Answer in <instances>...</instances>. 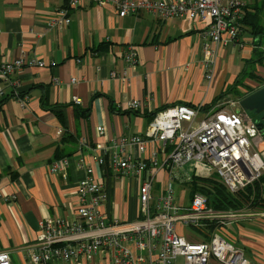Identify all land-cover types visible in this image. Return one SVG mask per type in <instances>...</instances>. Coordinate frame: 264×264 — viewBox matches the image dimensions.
I'll list each match as a JSON object with an SVG mask.
<instances>
[{
  "label": "crops",
  "instance_id": "obj_1",
  "mask_svg": "<svg viewBox=\"0 0 264 264\" xmlns=\"http://www.w3.org/2000/svg\"><path fill=\"white\" fill-rule=\"evenodd\" d=\"M64 8L71 23L57 27L54 19ZM246 10L256 18L250 23L244 19L236 41L210 43L215 54L207 59V27L199 20L166 21L146 11L119 18L114 5L95 0L79 9L69 8L66 0H0V61L45 64L24 66L9 83L0 80V252L9 253L11 264H35L31 252L44 221H78L77 188L86 177L78 167L80 161L92 167L94 177L103 183L105 201L99 211L107 225L145 220L140 189L147 175H116L112 160L115 156L145 158L138 147L121 145L124 139L146 138L165 106L199 109L200 121L212 110H242L240 102L264 88V33L257 36L252 31L257 24L264 30V0H247ZM131 46L138 52L132 67L124 59ZM238 80H242L237 87L241 96L229 94L215 102ZM74 98L81 104H75ZM130 103H140V110L128 109ZM160 148L161 143L149 144L148 156L160 153ZM259 149L264 152V143ZM166 150L170 153L173 147L168 145ZM93 155L102 156L105 167ZM62 161L68 162L66 171L52 175L51 164ZM196 168L191 164L188 170L186 166L159 170L152 189L153 215L158 212V199L169 190L175 204L186 208L197 194L208 200L201 192L192 197L194 182L222 184L214 173L210 178L197 177ZM174 184L189 189L183 205L176 199ZM246 219L226 226L225 236L250 264H264V216ZM178 232L190 242L209 243L219 229L217 224L203 223L179 226ZM138 240L122 244L135 257L153 264L154 253L139 249ZM49 264H114V260L110 250L99 251L93 259L55 258Z\"/></svg>",
  "mask_w": 264,
  "mask_h": 264
},
{
  "label": "built area",
  "instance_id": "obj_2",
  "mask_svg": "<svg viewBox=\"0 0 264 264\" xmlns=\"http://www.w3.org/2000/svg\"><path fill=\"white\" fill-rule=\"evenodd\" d=\"M68 7L79 9L93 0H66ZM110 3L117 9L119 18L137 15L146 11L155 17L170 21L173 18L199 20L207 27L204 33L205 55L214 56L215 46L236 41L243 29L247 15V0H95ZM57 27L71 23L68 9H61L54 19ZM125 62L134 66L138 61L135 47L127 48ZM204 67L209 66L205 60ZM44 67L43 62H25L23 59L0 61V80L9 83L13 74L24 66ZM212 79L211 71L207 74ZM76 80L73 79V83ZM3 94L0 86V96ZM74 103L81 104L79 98ZM140 103H130L128 109L140 110ZM236 107L235 103H230ZM200 110L189 106H175L162 111L154 119L146 138L132 137L123 140L124 147H138L145 156L142 160L115 156L113 171L119 176L140 177L147 175L141 185L140 202L144 221L130 225H107L99 209L105 201L103 183L94 177V169L84 161L78 167L85 171L86 177L77 188L78 221L46 220L41 223L40 238L31 252L35 264H49L53 259L78 261L79 257L93 259L99 251L113 252L114 264H146L145 257L132 255L122 242L139 239L137 247L154 253L153 264H250L244 253L236 249L225 236V228L239 220L264 216L257 212L249 202L239 210H216L209 206L208 200L197 194L189 207L181 208L168 193L158 199V212L153 215L154 201L152 189L161 168L183 169L188 164L197 165V177L217 174L218 179L238 196L256 184L264 174V156L259 144L264 137L258 124L247 114L212 110L204 119L198 121ZM102 133V129L99 130ZM161 143L160 153L154 151L148 156L149 144ZM173 147L167 153V146ZM98 150H102L98 147ZM97 150V151H98ZM162 164L159 166V157ZM94 161L105 167L102 156H94ZM87 165V166H85ZM202 167V169L199 167ZM67 161L51 164L52 175L66 171ZM204 169V171H203ZM202 172V173H200ZM10 199H6L9 201ZM253 208V209H252ZM203 223L218 225L219 232L207 242H190L178 232V227L201 226ZM0 264H11L9 253L0 252Z\"/></svg>",
  "mask_w": 264,
  "mask_h": 264
},
{
  "label": "trees",
  "instance_id": "obj_3",
  "mask_svg": "<svg viewBox=\"0 0 264 264\" xmlns=\"http://www.w3.org/2000/svg\"><path fill=\"white\" fill-rule=\"evenodd\" d=\"M256 16L251 15L250 12L247 13L245 17L244 23H250V21L254 20ZM252 31H254V34L258 36V34L264 33V30L260 27L259 24L256 26H253ZM234 87H231L227 93H224L221 97H219L215 102H218L222 100L225 96L228 97L229 94L234 95H240V92L238 90V85L242 83V80H238ZM215 104V103H214ZM213 105H209L203 110H209L212 108ZM178 106V105H177ZM173 106H165L162 108V112L164 110H167ZM157 115V114H156ZM260 117V116H259ZM262 118L260 117L259 122L257 123L260 127L263 135H264V127L262 124ZM261 125V126H260ZM202 180V179H201ZM205 185H199L198 182H194L192 184V197L193 194L197 192H201L208 198L209 206L216 210H234L244 207L247 203L252 201V204L254 202H257L261 198V204L264 206V174L261 177V179L256 183L255 187H249L242 193H240L238 196H233L230 194L227 189L218 181L215 180H203L201 181ZM207 185V186H206Z\"/></svg>",
  "mask_w": 264,
  "mask_h": 264
},
{
  "label": "rangeland",
  "instance_id": "obj_4",
  "mask_svg": "<svg viewBox=\"0 0 264 264\" xmlns=\"http://www.w3.org/2000/svg\"><path fill=\"white\" fill-rule=\"evenodd\" d=\"M242 110H239V112H241V113H245V114H247V116L250 118V119H252V120H255L256 122H258L259 120H260V117H259V115L258 114H256L254 111H250V110H247V109H245V111H244V109L243 108H241ZM191 166V164H188V165H186V169L188 170L189 169V167ZM206 177H208V178H210V176L209 175H207ZM127 182V181H126ZM256 186V184H254L252 187H255ZM173 187H174V191H175V193H176V199H177V201H178V198L180 199V204L181 205H183L184 204V201L187 199V197H188V195H189V189L188 188H185V187H182V186H179V185H177V184H174L173 185ZM252 207L253 208H257V212H259V213H264V206L261 204V198L257 201V202H254L253 204H252ZM246 220H248V219H245V221ZM240 221V220H239ZM239 221H237V222H239ZM244 221V220H243ZM244 225V223H242L241 225L239 224V225H235V226H233V227H235V228H240L241 226H243Z\"/></svg>",
  "mask_w": 264,
  "mask_h": 264
},
{
  "label": "water",
  "instance_id": "obj_5",
  "mask_svg": "<svg viewBox=\"0 0 264 264\" xmlns=\"http://www.w3.org/2000/svg\"><path fill=\"white\" fill-rule=\"evenodd\" d=\"M241 108L254 111L264 122V88L246 97L240 102ZM264 127V124H263Z\"/></svg>",
  "mask_w": 264,
  "mask_h": 264
},
{
  "label": "flooded vegetation",
  "instance_id": "obj_6",
  "mask_svg": "<svg viewBox=\"0 0 264 264\" xmlns=\"http://www.w3.org/2000/svg\"><path fill=\"white\" fill-rule=\"evenodd\" d=\"M263 117V115L261 116V118ZM262 124H264V122L262 123ZM261 126V125H260Z\"/></svg>",
  "mask_w": 264,
  "mask_h": 264
},
{
  "label": "bare ground",
  "instance_id": "obj_7",
  "mask_svg": "<svg viewBox=\"0 0 264 264\" xmlns=\"http://www.w3.org/2000/svg\"><path fill=\"white\" fill-rule=\"evenodd\" d=\"M261 130V129H260ZM261 133H262V131H261ZM263 134V133H262Z\"/></svg>",
  "mask_w": 264,
  "mask_h": 264
}]
</instances>
